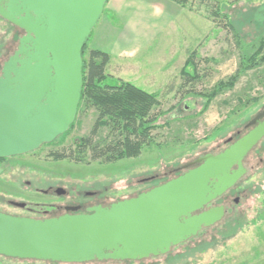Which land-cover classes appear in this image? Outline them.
I'll list each match as a JSON object with an SVG mask.
<instances>
[{"label":"rangeland","instance_id":"1","mask_svg":"<svg viewBox=\"0 0 264 264\" xmlns=\"http://www.w3.org/2000/svg\"><path fill=\"white\" fill-rule=\"evenodd\" d=\"M184 7L183 15L176 18L169 33L175 49L155 50L165 46L161 44L164 32L158 33L143 52L140 80L131 82L144 91L159 94L160 110L165 114L158 124L166 120L170 123L153 132L158 146L145 147L137 158L111 163L53 160L51 152L62 147L75 149L79 139L89 135L96 113L90 107L81 108L66 136L0 162V210L26 216L23 211L9 209L4 200L48 202L49 197L35 191L48 185L97 190L99 196H106L105 205L136 197L179 177L182 172L177 173L176 169L180 166L207 153L221 152L228 138H237V132L239 137L247 133L246 123L264 110V62L240 73L232 87L219 93L203 114L199 112L204 100L180 89L182 79L177 62L186 48L189 53L195 51L199 78L187 88L196 92H209L218 82L227 83L234 76L241 55L251 54L264 32V0H185ZM214 10H220V15L212 20L210 14ZM115 21L119 23L121 19ZM22 35L21 30L0 18V74ZM168 67L172 72L169 76L159 73ZM147 71L158 80L145 79ZM106 134L107 130L101 128L96 140ZM244 168L245 175L221 198L225 207L222 220L203 228L169 253L141 261L82 264H264V137L246 156ZM0 261L65 264L3 257Z\"/></svg>","mask_w":264,"mask_h":264},{"label":"water","instance_id":"2","mask_svg":"<svg viewBox=\"0 0 264 264\" xmlns=\"http://www.w3.org/2000/svg\"><path fill=\"white\" fill-rule=\"evenodd\" d=\"M106 2L0 0V18L23 32L1 68L0 158L35 151L74 122L81 51ZM263 137L264 121L222 152L184 166L199 163L180 177L89 214L34 219L0 212V256L82 264L167 254L223 218L222 206L203 209L242 178L244 157Z\"/></svg>","mask_w":264,"mask_h":264},{"label":"trees","instance_id":"3","mask_svg":"<svg viewBox=\"0 0 264 264\" xmlns=\"http://www.w3.org/2000/svg\"><path fill=\"white\" fill-rule=\"evenodd\" d=\"M172 1L185 5V0ZM219 15L220 10H214L210 17L214 20V17ZM81 58L82 88L76 115L81 108L90 107L94 109L96 119L89 135L80 138L75 149L62 147L57 152H51L49 156L55 161L67 160L75 164H88L94 161L111 163L139 157L145 147L156 143L153 132L170 123L166 120L163 124H158L159 118L165 114L160 110L159 94L144 91L120 79H114L113 83H108L109 76L105 74V68L109 63V56L100 50L89 49L88 41L81 51ZM195 61L196 53L191 51L179 72L182 79L180 89L185 90L186 95L204 100L199 112L203 114L219 93L232 87L240 73L264 62V32L258 38L253 52L241 55L234 76L227 83L218 82L209 92H196L193 88H187L189 83H194L199 78ZM73 126L74 122L58 138L66 136ZM101 128H105L107 134L103 139L96 140ZM56 139L51 143H54ZM5 159L0 158V162Z\"/></svg>","mask_w":264,"mask_h":264},{"label":"crops","instance_id":"4","mask_svg":"<svg viewBox=\"0 0 264 264\" xmlns=\"http://www.w3.org/2000/svg\"><path fill=\"white\" fill-rule=\"evenodd\" d=\"M184 11V6L172 0H107L101 17L89 37L88 47L108 54L110 60L106 65L105 74L109 76L110 81L114 82V79L130 83L139 81L143 52L155 41L158 33L164 32L161 44L164 43L165 46L155 50L172 52L175 49L171 45L174 38L169 33L174 29L176 18L181 13L183 15ZM116 18L121 19V22L116 23ZM184 52L181 61L177 62L179 72L189 50L186 48ZM163 66L166 67L165 64ZM148 71L145 79L158 80ZM159 73L169 76L172 72L168 67V70Z\"/></svg>","mask_w":264,"mask_h":264},{"label":"flooded vegetation","instance_id":"5","mask_svg":"<svg viewBox=\"0 0 264 264\" xmlns=\"http://www.w3.org/2000/svg\"><path fill=\"white\" fill-rule=\"evenodd\" d=\"M263 112H264V110L262 112L256 114V116H254V118H252L251 120H249L246 123L245 130H247V132L249 130H251L252 128H254L258 123L264 121V113ZM262 113H263L262 117H260L257 121H254V123H252L253 120L256 119L257 115L262 114ZM236 136H237V138L235 140L233 139V137H230L226 140V142H225L226 146L224 149H226L230 144H232L233 142H235L237 139L240 138L239 132L236 133ZM207 154L215 155L218 153H207ZM207 154H205V155H207ZM246 156L244 157L243 162H242L243 167H244V160H245ZM199 158H201V157H199ZM199 158H197V159H199ZM197 159H195V160H197ZM195 160H193V161H195ZM193 161L188 162V163L180 166L179 168L176 169V172L177 173L182 172L181 175H183L187 171L197 167L199 165V163H196L194 165H190L188 167H184V166H187L188 164H191ZM235 168H236V166L233 167V169H235ZM245 173H246V169H245ZM245 173H244V175H245ZM27 185H29V182H27ZM233 187L228 189L226 192L231 190ZM35 191L39 194H42L44 196L49 197L51 200L48 202H32V201H26V202L20 201V202H18V201H16V199H12V198L6 199V200H4V204L6 206H8L9 209L23 211L26 214V216L9 213V212H5L2 210H0V212L4 213V214L12 215V216L28 217V218H34V219H47V218L60 217L62 215L89 214V213H91V209H94L96 207H107L110 204H112V203H110V204L105 205V203L107 201L106 196H99L97 190H93V191L77 190V189H74L73 186L72 187L68 186V187L64 188V187L58 186V185H48L45 189H35ZM226 192L223 193L221 196H219L216 200L213 201V202H216L215 204L210 205L212 203L211 202L210 204L205 206L203 210H206L210 207H221V206L223 207V210H224L225 207H224V203L222 202L221 198L226 194ZM1 200L3 201V199H1ZM18 203H24L25 205H24V207L21 208V207H18L16 205ZM224 213H225V210H224ZM205 228H207V227H205ZM188 240H186V241H188ZM159 256H162V255H159ZM152 257H158V256H151V257L143 258V259H140L137 261L146 260V259H149Z\"/></svg>","mask_w":264,"mask_h":264}]
</instances>
